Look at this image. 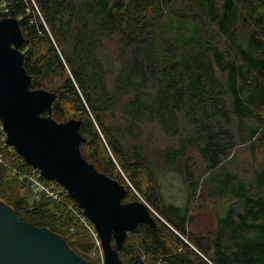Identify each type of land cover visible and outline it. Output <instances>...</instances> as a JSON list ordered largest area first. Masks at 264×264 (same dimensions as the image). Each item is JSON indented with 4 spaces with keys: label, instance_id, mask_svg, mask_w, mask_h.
<instances>
[{
    "label": "trees",
    "instance_id": "16d2710c",
    "mask_svg": "<svg viewBox=\"0 0 264 264\" xmlns=\"http://www.w3.org/2000/svg\"><path fill=\"white\" fill-rule=\"evenodd\" d=\"M36 1L47 26L26 0H0L24 34L31 88L60 76L52 117L82 120V155L125 186V202L142 198L158 213L128 233L123 264H264V163L244 174L234 161L238 146H264V0ZM9 148L0 198L75 250L90 232L52 199L25 203L29 184L13 170L33 167ZM155 154L180 173L185 204L164 196ZM212 199L227 205L216 228L191 230L193 208Z\"/></svg>",
    "mask_w": 264,
    "mask_h": 264
},
{
    "label": "water",
    "instance_id": "95a60500",
    "mask_svg": "<svg viewBox=\"0 0 264 264\" xmlns=\"http://www.w3.org/2000/svg\"><path fill=\"white\" fill-rule=\"evenodd\" d=\"M19 20L0 11V122L6 144L41 175L58 183L93 224L104 264H123L119 252L140 224L155 225V211L141 198L125 202L117 179L100 172L80 149L82 120L52 117L55 91L31 88L24 66ZM0 264H91L48 227L19 220L0 200Z\"/></svg>",
    "mask_w": 264,
    "mask_h": 264
},
{
    "label": "rangeland",
    "instance_id": "374dc122",
    "mask_svg": "<svg viewBox=\"0 0 264 264\" xmlns=\"http://www.w3.org/2000/svg\"><path fill=\"white\" fill-rule=\"evenodd\" d=\"M32 4L38 13V17L41 19V21H43L45 26H47L37 1L33 0ZM115 48L116 42L114 39L110 38L106 40L105 50L107 53L112 52ZM67 73H69V71H67ZM61 82L62 80L60 76L54 75L51 78L43 81L42 88L53 90L57 88V86H59ZM71 115L72 113L69 110L67 115L68 119L76 118ZM158 143H160V141L158 142L155 139H152L151 142L146 141V144L151 148L156 146L158 147ZM151 148H149L150 153ZM153 158L155 160V167L158 171H160L159 178H161V189L164 196L167 198V200L172 201L174 203L185 204L187 199V191H185V185L180 173L168 169L166 163L156 154L153 155ZM234 161L235 168L241 169L244 174H252V172L258 167V165L264 163V146L261 148H257L256 152L253 153L248 144L240 145L236 150V156ZM198 173L199 169L195 167V174L197 175ZM123 177L129 183L128 179H126L124 175ZM20 196L24 197L25 203L27 205H31L34 200L32 191L28 188L22 189L20 191ZM0 199L4 203L6 202L3 198ZM145 202L151 207V205L147 201ZM226 207L227 205L223 204L222 199L209 200V202L203 204V206L201 207L199 205H196V207L193 208L190 229L196 232H207L213 230L214 228H216L217 225L218 213H224ZM156 214L158 215L157 212ZM89 236L91 237H82L81 240H78V243L75 244V250H77L92 264H103L102 262L104 256L103 250L101 249V242L99 244L91 234Z\"/></svg>",
    "mask_w": 264,
    "mask_h": 264
},
{
    "label": "built area",
    "instance_id": "2783aa9c",
    "mask_svg": "<svg viewBox=\"0 0 264 264\" xmlns=\"http://www.w3.org/2000/svg\"><path fill=\"white\" fill-rule=\"evenodd\" d=\"M33 0H26L27 13L31 12V8ZM0 11L5 13L8 11L7 4L5 2L0 3ZM21 19V17L19 18ZM3 131L2 124L0 122V132ZM4 144L0 142V148L6 144V135L3 138ZM9 146V145H7ZM12 151L14 148L9 146ZM15 150V149H14ZM0 152V162L4 163L3 158ZM14 175H19L20 180L26 181L29 184V187L32 191V195L36 201L41 200L42 198L52 199L56 204V209L58 214H62L63 212H71L75 214L85 228L90 232V234L95 238V240L100 244V238L90 220L85 216L82 209L78 207V205L71 199L68 192L58 183V181L48 180L44 178L40 171L37 169H33L29 172H23L21 170L15 169L13 170ZM104 256V255H103ZM104 262V258H103ZM102 262V263H103ZM104 264V263H103Z\"/></svg>",
    "mask_w": 264,
    "mask_h": 264
}]
</instances>
